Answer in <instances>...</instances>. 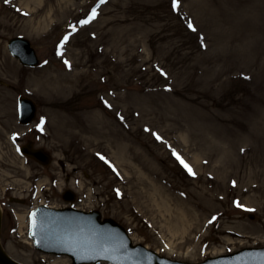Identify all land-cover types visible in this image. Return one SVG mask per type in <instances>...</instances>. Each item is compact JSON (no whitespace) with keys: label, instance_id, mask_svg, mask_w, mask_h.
Masks as SVG:
<instances>
[{"label":"rangeland","instance_id":"374dc122","mask_svg":"<svg viewBox=\"0 0 264 264\" xmlns=\"http://www.w3.org/2000/svg\"><path fill=\"white\" fill-rule=\"evenodd\" d=\"M178 2L0 0V246L17 263L70 264L28 237L30 210L66 188L173 261L264 247V0ZM30 141L51 162L23 158Z\"/></svg>","mask_w":264,"mask_h":264},{"label":"water","instance_id":"95a60500","mask_svg":"<svg viewBox=\"0 0 264 264\" xmlns=\"http://www.w3.org/2000/svg\"><path fill=\"white\" fill-rule=\"evenodd\" d=\"M8 49L13 57L28 67L38 64V59L28 41L11 39ZM20 122L27 124L35 117V105L26 98L19 99ZM21 152L41 165L50 162V156L42 149H32L28 143ZM69 200L73 199V194ZM31 237L35 246L45 252L67 255L72 264H182L157 256L141 245L133 247L118 224L100 221L98 212H82L75 209L52 210L40 207L31 216ZM0 264H16L0 249ZM201 264H264V249H246L238 253L208 259Z\"/></svg>","mask_w":264,"mask_h":264},{"label":"snow or ice","instance_id":"6c2138e0","mask_svg":"<svg viewBox=\"0 0 264 264\" xmlns=\"http://www.w3.org/2000/svg\"><path fill=\"white\" fill-rule=\"evenodd\" d=\"M104 2H105V0H101V3H104ZM178 6H179V2H178V0H173V8L176 9V8H178ZM95 16H96V10L93 9L90 19H89V20H84V21H82L81 23H82V24H87V23L90 22L91 19H95ZM189 27L192 28V25L189 24ZM192 30H195V29L192 28ZM67 40H68V37L66 36V37L64 38V41L67 42ZM62 46H63V45H61V47H62ZM157 139H160V137L157 136ZM174 155L177 156V159L180 160L181 164H182V165H183V166L189 171L190 174H192V172H191V168H190L186 163H184L183 160L180 159L179 155L176 154V153H174ZM101 159H103V157H101ZM239 206H240V205L237 204V207H239Z\"/></svg>","mask_w":264,"mask_h":264},{"label":"bare ground","instance_id":"6f19581e","mask_svg":"<svg viewBox=\"0 0 264 264\" xmlns=\"http://www.w3.org/2000/svg\"><path fill=\"white\" fill-rule=\"evenodd\" d=\"M0 213H1V210H0ZM1 216V215H0Z\"/></svg>","mask_w":264,"mask_h":264}]
</instances>
